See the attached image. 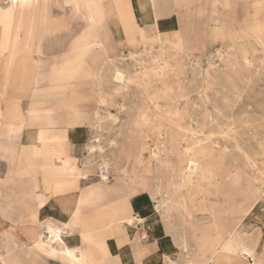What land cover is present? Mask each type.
<instances>
[{
    "label": "rangeland",
    "instance_id": "obj_1",
    "mask_svg": "<svg viewBox=\"0 0 264 264\" xmlns=\"http://www.w3.org/2000/svg\"><path fill=\"white\" fill-rule=\"evenodd\" d=\"M11 1L0 0V7ZM263 1L159 0L153 9L150 0H137L140 27L130 41L125 34L117 35L112 61L95 66L86 58L73 74L75 64L62 60L74 55L72 43L83 31V21L70 17V5L52 0L50 11L58 27L36 34L32 47L51 81L43 98L23 97L20 106L25 116L45 115V125L53 116L60 123L34 139L23 129L13 132L18 156L11 163L0 157V264H63L50 248H34L27 239V230L39 225L41 211L54 207L52 199L42 203L47 184L41 162L46 158L72 161L78 167L85 163V176L92 183L100 178L98 163H108L109 185L122 181L130 192L136 189L132 198H139L143 213L136 209L135 215L145 218L154 210L165 224L172 251L164 264H186L185 255H193L198 243L193 229L211 226L213 211L225 216L233 233L227 243L232 258L221 257L219 264H264V35L232 39L224 33L227 21L210 33L207 27L212 4L218 14L229 15L230 27L241 31L244 21L253 25L264 14ZM177 23L184 49L171 44ZM213 36L222 37L211 42ZM148 65L156 66L151 85L143 75ZM113 66L136 76L141 85L118 81ZM149 95L159 103H151ZM8 106L0 95V109ZM191 146H197L198 158L213 171V185L195 193L194 199L177 197L174 204H162L163 220L162 187L179 184L185 148ZM30 159L37 160L35 172L27 165ZM156 187L161 191H153ZM72 240H80L79 234Z\"/></svg>",
    "mask_w": 264,
    "mask_h": 264
},
{
    "label": "bare ground",
    "instance_id": "obj_2",
    "mask_svg": "<svg viewBox=\"0 0 264 264\" xmlns=\"http://www.w3.org/2000/svg\"><path fill=\"white\" fill-rule=\"evenodd\" d=\"M150 1L153 9L159 2V0ZM51 2L52 0H30L17 4V0H12L4 7H0V95L5 96L9 102L6 109H0V115L2 114L0 118V157L5 158L8 163L13 162L12 159L17 155L16 137H13V132L23 129L25 136L31 139L46 132L44 116L37 114L25 116L20 100L27 96L40 100L45 96L46 84L51 81L50 73L44 69L43 59L35 57L32 48L36 34L51 33L58 27V23L52 19ZM62 4L70 5V17L82 20L84 25L83 31L72 43L71 50L74 55L62 60V63L75 64L73 74L78 73V65H81L86 58L95 66H101L103 61L110 60L111 54L119 46L116 36L125 34L126 39L130 41L135 30L140 27L138 16L141 7L137 0H62ZM166 4L168 5V2ZM263 18L260 15L257 23L253 25H247L244 21L241 31L234 30L227 22H224V33L232 39L261 38L264 35ZM173 30L170 36L172 46L184 49L180 24L177 23ZM220 37L222 36H213L209 40L217 42ZM154 68L156 66L148 65L143 72V75L147 77V85L152 84V76L155 75ZM114 69L115 78L118 81L141 85V82L136 81V76L132 77L116 66ZM162 94L167 95L166 89L162 91ZM155 99L159 103V98L149 95L151 103H156ZM14 105L17 107L12 108ZM63 139L62 136V147L65 146ZM185 155L186 166L183 167L184 172L179 184L173 187L169 182L162 187L164 198L162 203L160 202L161 210H163L162 204L168 206L174 204L177 197L194 199L195 193L205 192L206 185H213V171L198 158L197 146L185 148ZM35 161L30 159L27 163L32 172L37 171L38 168ZM107 164L103 159L100 164L98 163L100 178L98 182L92 183L85 176L87 172L85 163L78 167L72 161H57L54 158H46L42 161V172L47 184V192L42 203L52 199L54 207L50 210L43 209L40 213L39 225L35 224L36 226H31L27 230V239L34 248L37 245L50 248L55 259L63 264H88L86 260L94 245L89 235L83 232V227L89 221L105 220L109 223L118 220L120 224L126 226L134 223L145 224V218H138L135 213H131L135 200L132 195L136 193V189L130 192L129 185L122 181H115L113 185H109L107 175L110 169L108 170ZM7 172H12L11 166H8ZM162 188L156 187L153 191L160 192ZM31 193L35 194L34 188ZM143 200L146 207V199ZM161 212L163 214L159 216L163 219L166 212L164 210ZM209 215L212 218L211 226L193 229L197 234L195 240L198 241L193 254L196 259L191 258L193 255H185L186 264H219L221 257L226 261L232 258L230 253L233 249L227 243L233 233L227 219L217 211L210 212ZM46 233L48 236L45 237ZM74 233L79 234L80 241L74 246H69ZM84 241L88 242L90 247L88 250L84 249ZM181 242L183 250L187 251L188 245L184 232ZM248 249L242 248L246 254L252 253ZM239 252L237 254L241 255ZM35 255H37L36 252Z\"/></svg>",
    "mask_w": 264,
    "mask_h": 264
},
{
    "label": "crops",
    "instance_id": "obj_3",
    "mask_svg": "<svg viewBox=\"0 0 264 264\" xmlns=\"http://www.w3.org/2000/svg\"><path fill=\"white\" fill-rule=\"evenodd\" d=\"M212 6L213 9L209 18L211 21L207 24L208 33L211 32L215 25H220L224 21L228 23L231 21L229 15L218 14L217 6L215 4H212ZM262 16L264 17V14ZM51 122L50 125H45L46 132L59 124L60 120L53 116V121ZM39 146L42 147L41 144L36 145V147ZM52 146L54 145L52 144ZM47 147H50V145ZM139 203L140 201H133L131 213H135L136 209H143L140 208ZM144 217L146 220L145 224L134 223L131 226L124 227V224H120L118 220L109 223L105 220H91L88 224H85L83 232L89 235L94 245V248L90 250L86 263L164 264V257L171 255L172 251L171 242L166 238L165 224L157 217L154 210H151ZM79 241L70 240L69 246H74ZM87 246L88 242L84 241V249L88 250L90 248Z\"/></svg>",
    "mask_w": 264,
    "mask_h": 264
}]
</instances>
